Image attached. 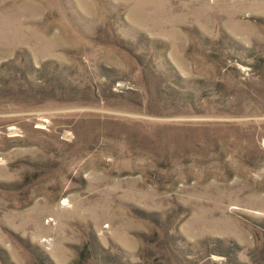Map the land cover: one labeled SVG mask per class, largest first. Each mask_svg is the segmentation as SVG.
Returning <instances> with one entry per match:
<instances>
[{
	"label": "rangeland",
	"instance_id": "374dc122",
	"mask_svg": "<svg viewBox=\"0 0 264 264\" xmlns=\"http://www.w3.org/2000/svg\"><path fill=\"white\" fill-rule=\"evenodd\" d=\"M0 264H264V0H0Z\"/></svg>",
	"mask_w": 264,
	"mask_h": 264
}]
</instances>
